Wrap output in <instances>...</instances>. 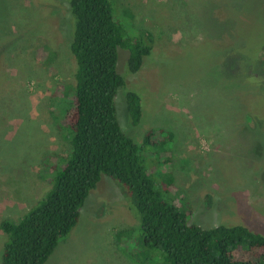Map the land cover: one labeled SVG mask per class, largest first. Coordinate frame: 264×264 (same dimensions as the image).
I'll use <instances>...</instances> for the list:
<instances>
[{
  "label": "rangeland",
  "instance_id": "1",
  "mask_svg": "<svg viewBox=\"0 0 264 264\" xmlns=\"http://www.w3.org/2000/svg\"><path fill=\"white\" fill-rule=\"evenodd\" d=\"M66 1L0 0V221H17L44 195L51 164L69 149L59 128L75 70ZM110 3L125 35L151 44L135 73L128 50L117 49L125 84L115 105L136 143L149 129L172 132L166 152L153 146L141 155L151 176L171 177L170 193L156 188L190 223L264 234V0ZM129 90L141 99L136 125ZM127 202L102 175L43 264H156ZM5 239L0 229V254Z\"/></svg>",
  "mask_w": 264,
  "mask_h": 264
},
{
  "label": "trees",
  "instance_id": "2",
  "mask_svg": "<svg viewBox=\"0 0 264 264\" xmlns=\"http://www.w3.org/2000/svg\"><path fill=\"white\" fill-rule=\"evenodd\" d=\"M66 2L75 70L59 128L67 134L69 149L51 164L44 195L17 221H0L6 238L0 264H43L77 224L80 207L102 175L116 182L135 211L139 240L156 264H262L264 234L242 224L190 223L172 196V201L162 197L156 182L170 193L171 177L159 181L153 170L151 176L141 155L153 146L166 152L172 132L149 129L136 143L120 127L115 97L125 77L117 69V49L128 50L127 71L135 73L151 44L124 34L110 0ZM125 102L130 123L138 124L140 96L129 90Z\"/></svg>",
  "mask_w": 264,
  "mask_h": 264
}]
</instances>
